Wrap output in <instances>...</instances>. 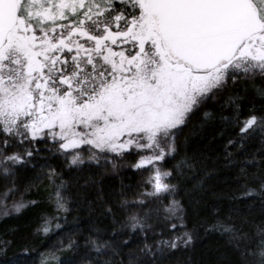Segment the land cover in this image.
<instances>
[{"label": "snow or ice", "instance_id": "6c2138e0", "mask_svg": "<svg viewBox=\"0 0 264 264\" xmlns=\"http://www.w3.org/2000/svg\"><path fill=\"white\" fill-rule=\"evenodd\" d=\"M250 90L264 101V0H0V216L39 204L20 191L33 172L55 207L35 233L81 209L90 221L11 264H205L188 254L204 238L207 264H264V103L245 112ZM217 124L221 152L190 155ZM221 167L237 187L209 205ZM122 169L140 179L105 183Z\"/></svg>", "mask_w": 264, "mask_h": 264}, {"label": "trees", "instance_id": "16d2710c", "mask_svg": "<svg viewBox=\"0 0 264 264\" xmlns=\"http://www.w3.org/2000/svg\"><path fill=\"white\" fill-rule=\"evenodd\" d=\"M241 97L243 98L240 103L243 105L245 112L252 104L259 105L264 103L261 101L251 90L248 93L241 92ZM223 101H221L222 103ZM209 107L216 108L217 105L210 103ZM226 109V113H227ZM187 131V130H186ZM220 131L219 124L216 127H208L204 131L199 132L196 135L189 137L188 141V152L189 154H197L200 151L208 152V155L214 156L221 152V145L223 144L222 138L218 135ZM215 136L216 139L210 144V140ZM258 147V145H256ZM209 148H213L214 151H208ZM132 159V158H129ZM170 166V165H169ZM254 171V169H252ZM38 171V169L36 170ZM203 172L200 176H203ZM236 175L233 169L220 168L218 175L207 181L208 187L204 190L203 196L208 204L215 202L216 197L214 193L222 198V201L226 204L232 191L237 187L232 177ZM124 179L125 183H135L140 179V174L130 169H122L119 176L113 175L105 178V183L111 185L113 188L118 189L120 186L121 179ZM175 182V181H173ZM29 183L32 187L29 191H25V186ZM196 181H192L188 187ZM20 191L24 194L25 200H36L39 201L37 206H29L23 209L19 214L12 213L9 216H0V238L12 241L6 250L0 249V264H11V261L17 259L21 256L22 250L25 246H31L33 249H39L43 252L46 249H52L53 246L57 245V242L62 238L68 231L74 230V225L76 221L74 217L77 215L80 217L79 223L82 226H87L90 221L88 218V213L86 209H81L79 213L73 211L71 215L68 216L67 221L60 220L61 224H64L63 231H55L53 233L45 236L44 234L35 233V228L40 222V217L42 213L46 212L49 215L55 214V207L51 200H49V193L52 191L51 186L44 177L37 179L33 172H28L27 174H21L19 177ZM19 198V194H16ZM181 198V197H178ZM186 207H189L186 204ZM192 210L189 207V218L194 219L192 216ZM191 227V224H189ZM212 239L204 238L198 240L193 245L195 249L194 252L188 253L192 255L194 260H203L205 264L214 259V255L210 245L212 244ZM180 253H177L179 256ZM27 259V264H32V259H36L35 256ZM38 264V260H37ZM54 264V262H53Z\"/></svg>", "mask_w": 264, "mask_h": 264}]
</instances>
